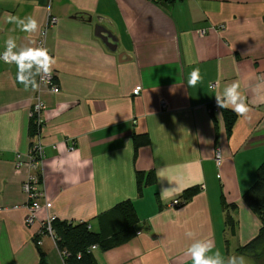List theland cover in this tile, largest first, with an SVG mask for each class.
I'll use <instances>...</instances> for the list:
<instances>
[{"label": "crops", "instance_id": "obj_1", "mask_svg": "<svg viewBox=\"0 0 264 264\" xmlns=\"http://www.w3.org/2000/svg\"><path fill=\"white\" fill-rule=\"evenodd\" d=\"M171 5L168 10L155 0H0V54L8 37L28 44L29 34L7 23V15L37 19L39 29L30 34L36 46L49 18L58 17L46 46L57 61L53 71L61 88L43 92L47 205L29 225L23 191L28 170L16 168L15 160L30 150L36 91L25 90L16 65L0 59V264H41L42 257L45 264H66L56 239L43 232L44 221L90 220L99 231V217L125 200L135 204L139 233L109 250L97 247L98 264H193L187 255L193 239H212L227 257L243 254L238 248L257 233L259 221L243 195L264 162V0ZM98 18L116 34L127 60L120 61L95 35ZM194 69L202 80L191 88L187 80ZM233 82H239L250 112L238 116L229 133L215 94ZM137 86L142 90L135 95ZM135 135L148 139L137 151ZM158 170L172 181L159 179ZM138 171L155 179L142 195ZM177 184L178 192L161 197L162 188ZM190 190L196 191L188 197ZM175 199L183 204L171 206ZM232 203L238 207L227 210L225 204Z\"/></svg>", "mask_w": 264, "mask_h": 264}, {"label": "trees", "instance_id": "obj_2", "mask_svg": "<svg viewBox=\"0 0 264 264\" xmlns=\"http://www.w3.org/2000/svg\"><path fill=\"white\" fill-rule=\"evenodd\" d=\"M161 4L163 0H155ZM169 3L175 0H164ZM215 108V107H214ZM213 108V109H214ZM227 132H231L237 121L238 115L229 108L221 109ZM216 118V117H215ZM216 120V119H215ZM30 136L38 132V125L31 118ZM135 149L148 142L146 135H135ZM143 172H137V187L139 195H142L145 185L154 183L155 179L148 176L146 179ZM196 190L187 192L190 197ZM243 202L251 213L259 221V228L255 236L246 244L238 248L239 253L248 254L255 259L257 264H264V162L257 168L256 180L243 195ZM236 203L225 204L227 210L236 209ZM226 223L232 235L236 234L234 218L227 214ZM100 230L96 231L91 226V221L74 222L67 220L53 221L54 238L61 252L64 253L66 264H98L94 252L88 251L91 245H96L101 250H109L121 245L136 234L139 217L132 200H125L114 206L108 213L99 217ZM45 232V229L43 228ZM46 233V232H45ZM39 244V239H36ZM77 254H82V259H77ZM41 264H45L42 257Z\"/></svg>", "mask_w": 264, "mask_h": 264}, {"label": "clouds", "instance_id": "obj_3", "mask_svg": "<svg viewBox=\"0 0 264 264\" xmlns=\"http://www.w3.org/2000/svg\"><path fill=\"white\" fill-rule=\"evenodd\" d=\"M7 23H13L21 32L29 34L25 37L28 40L26 45H18L15 37H8L5 41V50L0 54L2 59L7 64H15L17 68L16 79L24 85L25 90H39L40 82L50 80L53 68L56 65V59L50 54L47 47L36 46L32 39V33L39 29V23L33 16L20 18L14 15L5 17ZM199 70L194 69L187 80L189 87H195L201 82ZM217 106L221 109L230 108L238 116H247L250 112V107L247 102V97L240 91L239 82H233L226 85L222 92L215 94ZM39 107V106H38ZM219 166V160H218ZM158 178H168L164 175L163 170H158ZM178 184L172 188H162L161 197L167 198L178 192ZM188 237H193L194 234L189 231L186 233ZM96 245H91L88 249L90 253L94 252ZM187 255L192 260L193 264H249L246 257L243 255H230L225 257L219 249H216L212 239L199 238L193 239L187 248ZM77 259H82V254H77Z\"/></svg>", "mask_w": 264, "mask_h": 264}, {"label": "built area", "instance_id": "obj_4", "mask_svg": "<svg viewBox=\"0 0 264 264\" xmlns=\"http://www.w3.org/2000/svg\"><path fill=\"white\" fill-rule=\"evenodd\" d=\"M59 21L58 17L51 16L42 28L39 38L37 40V46H46L47 33L50 28H52ZM225 25H220L218 28L223 29ZM206 30L201 31V34H204ZM51 54V53H50ZM52 55V54H51ZM53 56V55H52ZM38 83H40L39 90L36 91L35 96L32 101V107L30 111V118H33L34 122L38 125V132L31 137V146L30 150L27 153L25 158L22 153L16 155L15 166L16 168H26L28 170V175L23 182V191L25 192L28 202L26 207L28 208V215L26 217L27 224H32L35 221L37 212L47 205L45 190L43 188V159L45 157V150L42 144V129L44 127V110L46 109V102L43 97L44 88H48L53 93L60 92V86L57 82V75L53 71L51 79L44 82H40L38 77ZM142 90V86H137L134 89V94L138 95ZM39 106V107H38ZM163 107H166V104H163ZM215 160L219 166L222 165L223 156L220 148L216 149ZM183 202L179 199L173 200L171 206H181ZM56 220V216L48 217L44 223L43 228L45 229L46 234H49L54 237V229L52 226L53 221ZM44 232V231H43ZM44 232V233H45ZM40 242V240H39ZM97 248V247H96ZM95 248V249H96ZM64 255V253H63Z\"/></svg>", "mask_w": 264, "mask_h": 264}, {"label": "water", "instance_id": "obj_5", "mask_svg": "<svg viewBox=\"0 0 264 264\" xmlns=\"http://www.w3.org/2000/svg\"><path fill=\"white\" fill-rule=\"evenodd\" d=\"M161 5L167 8L168 10L171 9V3L167 1H161ZM74 17H78L75 15ZM85 18V17H83ZM99 22L95 26V35L101 39L103 44L114 53L118 54L120 61H125L129 57L126 52H119V39L117 38L116 34L110 30L105 24H103V20L98 18ZM88 21H93L92 16H88Z\"/></svg>", "mask_w": 264, "mask_h": 264}, {"label": "rangeland", "instance_id": "obj_6", "mask_svg": "<svg viewBox=\"0 0 264 264\" xmlns=\"http://www.w3.org/2000/svg\"><path fill=\"white\" fill-rule=\"evenodd\" d=\"M236 255L237 256L243 255L244 257H246L247 260H248V262H249V264H257V262L255 261V259L253 257H251L250 255H248V254H236Z\"/></svg>", "mask_w": 264, "mask_h": 264}]
</instances>
